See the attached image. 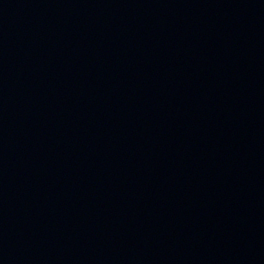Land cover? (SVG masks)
I'll return each instance as SVG.
<instances>
[{
	"label": "water",
	"instance_id": "water-1",
	"mask_svg": "<svg viewBox=\"0 0 264 264\" xmlns=\"http://www.w3.org/2000/svg\"><path fill=\"white\" fill-rule=\"evenodd\" d=\"M0 264H264V0H0Z\"/></svg>",
	"mask_w": 264,
	"mask_h": 264
}]
</instances>
